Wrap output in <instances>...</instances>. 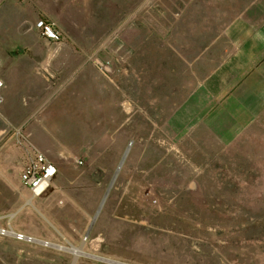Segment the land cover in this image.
I'll list each match as a JSON object with an SVG mask.
<instances>
[{
	"label": "rangeland",
	"instance_id": "rangeland-1",
	"mask_svg": "<svg viewBox=\"0 0 264 264\" xmlns=\"http://www.w3.org/2000/svg\"><path fill=\"white\" fill-rule=\"evenodd\" d=\"M1 52L88 81L105 143L65 161L84 206L42 217L0 130V264H264V0H0Z\"/></svg>",
	"mask_w": 264,
	"mask_h": 264
},
{
	"label": "crops",
	"instance_id": "crops-1",
	"mask_svg": "<svg viewBox=\"0 0 264 264\" xmlns=\"http://www.w3.org/2000/svg\"><path fill=\"white\" fill-rule=\"evenodd\" d=\"M2 45L7 47L4 41ZM0 55V78L5 83L0 102V130L4 129L5 125L14 129L17 127L19 141L22 139L25 146L22 154H41L57 168V174L48 188L38 197H32L30 191L21 185L23 190L31 195V206L40 210V213L42 210L44 214H49L51 207L64 210L69 206L68 203L73 207L84 206L81 192L88 184L84 179V172L76 176L68 172L65 161L76 160L84 149L89 151L91 145H100V141L105 143L104 138L91 139L80 133V130L88 126L90 112L99 110L96 107L90 108L91 102L96 98L91 99L90 96L84 95L90 91L89 82L75 79L72 69L69 72L65 69L66 72L59 75L51 66L57 58L17 57L15 60L4 56L2 52ZM38 65H41V68H37ZM6 113L16 114L15 121L12 116L7 119ZM104 128L103 125L102 129ZM76 130L79 132H75ZM99 154H93L91 160H95ZM16 169L14 179L10 180L15 186L21 184L19 169ZM4 173L6 174V171L1 169V178ZM3 186H8V181L0 179V187ZM99 186L100 181L97 182V187ZM94 192L97 193L98 190ZM96 199L95 197V202ZM25 202L24 197L18 198L19 214ZM41 216L44 217L42 213ZM63 236L66 240L79 239L76 235ZM97 240L99 241L92 239L90 247Z\"/></svg>",
	"mask_w": 264,
	"mask_h": 264
},
{
	"label": "built area",
	"instance_id": "built-area-1",
	"mask_svg": "<svg viewBox=\"0 0 264 264\" xmlns=\"http://www.w3.org/2000/svg\"><path fill=\"white\" fill-rule=\"evenodd\" d=\"M38 27L42 30V33L46 39L54 38V33L46 24H43V21L38 23ZM1 68V60H0ZM5 88L4 81L0 78V102L1 94ZM17 165L21 167L19 174V179L22 185L27 188L32 197L40 196L49 186L52 178L56 174V167L51 162H48L44 156L41 154L35 153L31 154L25 160L18 161ZM11 233L9 230L0 229V235L6 236ZM21 240H34L32 237H27L22 234L12 233ZM35 241V240H34Z\"/></svg>",
	"mask_w": 264,
	"mask_h": 264
},
{
	"label": "bare ground",
	"instance_id": "bare-ground-1",
	"mask_svg": "<svg viewBox=\"0 0 264 264\" xmlns=\"http://www.w3.org/2000/svg\"><path fill=\"white\" fill-rule=\"evenodd\" d=\"M196 196V195H195ZM72 251H74L75 253H79L80 252V250L78 249H72Z\"/></svg>",
	"mask_w": 264,
	"mask_h": 264
}]
</instances>
